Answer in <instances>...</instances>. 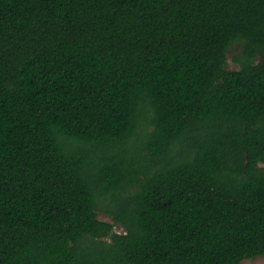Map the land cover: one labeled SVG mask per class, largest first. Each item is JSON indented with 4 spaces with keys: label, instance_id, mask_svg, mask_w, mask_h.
<instances>
[{
    "label": "trees",
    "instance_id": "obj_1",
    "mask_svg": "<svg viewBox=\"0 0 264 264\" xmlns=\"http://www.w3.org/2000/svg\"><path fill=\"white\" fill-rule=\"evenodd\" d=\"M260 164L264 0H0V264L264 256Z\"/></svg>",
    "mask_w": 264,
    "mask_h": 264
},
{
    "label": "rangeland",
    "instance_id": "obj_2",
    "mask_svg": "<svg viewBox=\"0 0 264 264\" xmlns=\"http://www.w3.org/2000/svg\"><path fill=\"white\" fill-rule=\"evenodd\" d=\"M238 54L239 51L236 47L231 49L230 53L228 54V65H227L228 69L238 70L240 68V64H238L235 60V57ZM144 164L147 165L148 168H158V163L146 157L144 159ZM260 167L264 168V164H260ZM102 207L104 206L102 205ZM98 214L101 220L109 223H114L113 217L107 212L99 211ZM115 229L118 232H125V229L121 224H118ZM241 264H264V256L256 257L253 259H247L243 261Z\"/></svg>",
    "mask_w": 264,
    "mask_h": 264
}]
</instances>
